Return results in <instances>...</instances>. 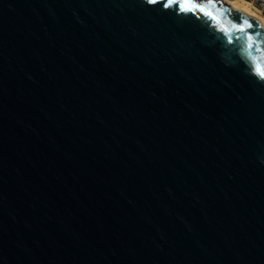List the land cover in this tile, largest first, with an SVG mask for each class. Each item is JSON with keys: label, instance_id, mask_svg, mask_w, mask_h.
I'll return each mask as SVG.
<instances>
[{"label": "water", "instance_id": "water-1", "mask_svg": "<svg viewBox=\"0 0 264 264\" xmlns=\"http://www.w3.org/2000/svg\"><path fill=\"white\" fill-rule=\"evenodd\" d=\"M192 3L0 0V264H264V81Z\"/></svg>", "mask_w": 264, "mask_h": 264}, {"label": "snow or ice", "instance_id": "snow-or-ice-1", "mask_svg": "<svg viewBox=\"0 0 264 264\" xmlns=\"http://www.w3.org/2000/svg\"><path fill=\"white\" fill-rule=\"evenodd\" d=\"M214 0H208V3H213ZM147 3L149 4H163L164 8H169L172 5L179 4L182 9H184L187 13L195 14L196 11H200L205 16H211L212 19H217L216 16H214L211 12H209L207 9L200 7L199 5H194L192 3V0H147ZM187 5V7H185ZM238 21V22H237ZM258 22L252 21L249 18H243V14L237 12L233 18V22L231 24V30L236 32H242L244 33V37L246 40L245 44V51L248 52L250 58L253 60V72L254 74L259 78L260 81H264V66H262L259 63H255L257 60V57L252 55L251 50L255 48V51L257 52H264V48H261L259 45L264 44V40L259 39L261 36L260 32H253L252 29L254 27H258ZM221 30L226 38L228 44H232L235 40H239L240 37H233L230 34V30L227 27H223Z\"/></svg>", "mask_w": 264, "mask_h": 264}, {"label": "bare ground", "instance_id": "bare-ground-1", "mask_svg": "<svg viewBox=\"0 0 264 264\" xmlns=\"http://www.w3.org/2000/svg\"><path fill=\"white\" fill-rule=\"evenodd\" d=\"M225 2L231 6L232 10L240 11L245 15L255 19L264 28L263 15H261L251 3L244 0H228Z\"/></svg>", "mask_w": 264, "mask_h": 264}, {"label": "built area", "instance_id": "built-area-1", "mask_svg": "<svg viewBox=\"0 0 264 264\" xmlns=\"http://www.w3.org/2000/svg\"><path fill=\"white\" fill-rule=\"evenodd\" d=\"M222 1H228V0H222ZM244 1L251 3L264 17V0H244Z\"/></svg>", "mask_w": 264, "mask_h": 264}, {"label": "rangeland", "instance_id": "rangeland-1", "mask_svg": "<svg viewBox=\"0 0 264 264\" xmlns=\"http://www.w3.org/2000/svg\"><path fill=\"white\" fill-rule=\"evenodd\" d=\"M262 15V14H261Z\"/></svg>", "mask_w": 264, "mask_h": 264}]
</instances>
